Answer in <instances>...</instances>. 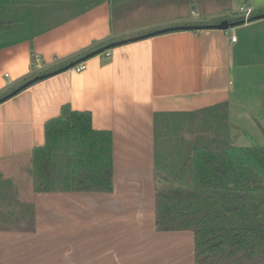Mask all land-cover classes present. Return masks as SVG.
I'll use <instances>...</instances> for the list:
<instances>
[{"label":"crops","instance_id":"obj_1","mask_svg":"<svg viewBox=\"0 0 264 264\" xmlns=\"http://www.w3.org/2000/svg\"><path fill=\"white\" fill-rule=\"evenodd\" d=\"M248 1L253 17L264 13V0ZM124 2L107 0L0 47L1 93L110 38L180 26L88 55L84 70H62L0 102V264H194L191 231L155 228V116H169L186 137L192 112L223 103L229 135L232 126L245 133L230 116H240L235 105L242 101L263 98L264 16L227 30L185 28L177 13L127 25L118 8ZM64 104L90 111L95 129L111 131V192H34L33 149Z\"/></svg>","mask_w":264,"mask_h":264},{"label":"trees","instance_id":"obj_2","mask_svg":"<svg viewBox=\"0 0 264 264\" xmlns=\"http://www.w3.org/2000/svg\"><path fill=\"white\" fill-rule=\"evenodd\" d=\"M105 1L0 0V47L46 30L31 31L29 35L21 32L36 27L40 17L33 15L41 9L71 7L75 9L72 17ZM244 4L249 1L245 0ZM223 19L241 21L243 16L224 15L181 23L200 27ZM167 27L180 26L173 23ZM144 30L125 34L126 38H110L94 50L159 29ZM92 51L81 52L22 78L1 92L0 100L29 87L34 82H28L36 76L85 60ZM190 119L183 125L187 126V132L196 129L197 136L185 140L178 138L183 126L170 122L169 116H155V228L191 231L194 264H264V144L232 143L228 110L223 103L192 112ZM216 121L220 127L211 129ZM44 131V143L32 152L34 192L112 191V133L95 129L90 111L64 104L59 115L46 122Z\"/></svg>","mask_w":264,"mask_h":264},{"label":"rangeland","instance_id":"obj_3","mask_svg":"<svg viewBox=\"0 0 264 264\" xmlns=\"http://www.w3.org/2000/svg\"><path fill=\"white\" fill-rule=\"evenodd\" d=\"M211 2L213 3V5H211L212 4ZM242 2L243 0H194V2L183 1L181 3L179 1H175V2L169 1L162 3L160 0H132V1L126 0V2H124V4L118 8L126 12L127 18L125 20V24L127 25L136 24L142 20L155 21L158 19H164L176 13L179 14L181 17L186 18V20L178 21V23H181V22L202 20L200 18L201 15L206 13L205 11H208L209 9L214 10L215 7H217V9H220L218 10L219 12L215 15V12L213 11L212 12L214 13L213 16L209 18L224 16V15L240 16L238 9L242 5ZM170 4L172 7H170ZM142 5L144 7L136 11V9ZM54 7H55L54 9L50 8L51 10L41 9L40 12H36V14H34L33 17L34 16L35 18L40 17V22L36 25L35 28H31V29L26 28V31H24L25 29L24 28L23 31H21L22 35H29L31 31L32 33H34L39 29L50 27L55 23L67 19L68 17H70L71 14H73L75 10L71 7L70 8L69 7L61 8L59 6H57V8L56 6ZM170 24L172 23H168L166 25H170ZM148 28H145L143 32H147ZM152 28L159 29L162 28V25H156L151 27V29ZM11 36H15V35H13L12 33ZM127 36L128 35L124 34L118 37L121 39V38H126ZM236 83H238V85L241 88H243V86L245 85L239 74L236 75ZM235 110L237 111L238 114H240V116L237 117L230 116V118L235 123H238V125L241 124L245 129V133L239 134L236 128L232 126L230 128V135H229L231 142L239 146L249 145L252 143L250 140L251 138L249 137V134H251L254 140H256L257 144L262 145L264 143L261 137L262 130L264 129V92H263V98L255 100L252 106L247 104L245 101H242V103L239 106L235 105ZM240 117L245 118V120L243 121L242 118L240 119ZM218 123L219 122L216 121L214 124H212L210 128L211 129H214L215 127L219 128L221 124L218 125ZM208 128H206L207 132H209ZM207 132L203 134L206 135ZM186 134L187 135L186 137H184V139L191 140L197 136V130L193 129V131H189ZM181 137H183V134L179 133L178 138Z\"/></svg>","mask_w":264,"mask_h":264},{"label":"water","instance_id":"obj_4","mask_svg":"<svg viewBox=\"0 0 264 264\" xmlns=\"http://www.w3.org/2000/svg\"><path fill=\"white\" fill-rule=\"evenodd\" d=\"M263 16H264V13H262V14H258V15H256V16H254L253 19H255V18H256V19H257V18H261V17H263ZM253 19H252V20H253ZM247 21H250V19H248ZM243 22H245V21H244V20H241V21H228L227 19H223V20H221L220 22L215 23V24H209V25L200 26V27H198V26H195V27L187 26V27H185V28H188V29H191V28H193V29H198V28H216V29L227 30V29H229V28H231V27H233V26H235V25H238V24H240V23H243ZM172 29H174V27L162 28V29H159V30H156V31L150 32V33H148V34H145L144 37L152 36V35H155V34H158V33L168 32V31H170V30H172ZM141 37H142V36H141ZM134 39H137V38H133V40H134ZM125 41H126V40H124V41H118V42H116V43H111V44L107 45L106 48H100V49H98V50H95L94 52H91V53L89 54V56H92V55H94V54H98V53L102 52V51L105 50V49H109V48H111V47H114L116 44H117V45H118V44H122V43L125 42ZM72 66H73V64H70V66H66V67H64V68H61V69L55 70V71H53V72H51V73H47V74H42V75L36 76V77L32 78V79L28 82V84H31V83H33V82H35V81H37V80H40V79H44V78H46V77H48V76H51V75H53V74H56V73L62 71V70H66V69H68V68H70V67H72ZM15 93H16V91L13 92V94H15ZM0 101H2V100H0Z\"/></svg>","mask_w":264,"mask_h":264},{"label":"built area","instance_id":"obj_5","mask_svg":"<svg viewBox=\"0 0 264 264\" xmlns=\"http://www.w3.org/2000/svg\"><path fill=\"white\" fill-rule=\"evenodd\" d=\"M238 12L242 14L243 20L247 21L253 13V8L249 4H242L239 7ZM231 38L234 40L235 35H232ZM106 54L109 55V52H106ZM85 68H86V63L84 61H82V62H79V63L73 65L70 69L73 71L79 72V71L84 70Z\"/></svg>","mask_w":264,"mask_h":264}]
</instances>
